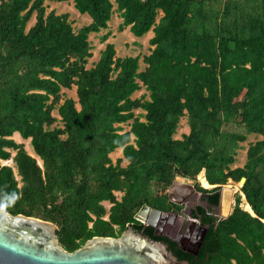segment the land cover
<instances>
[{"label": "trees", "instance_id": "trees-1", "mask_svg": "<svg viewBox=\"0 0 264 264\" xmlns=\"http://www.w3.org/2000/svg\"><path fill=\"white\" fill-rule=\"evenodd\" d=\"M57 2H71L90 23L75 32L67 14L46 13L44 0H0V161L16 171L0 166V211L54 224L68 253L131 226L169 244L178 261L264 264V0ZM114 6L120 32L153 33L143 71L137 57L116 58L112 44L86 67L89 36L107 30ZM73 87L77 101L58 107L62 126L53 127L61 90ZM141 87L148 100L132 99ZM182 118L189 132L174 139ZM15 133L41 165L11 139ZM249 135L262 139L248 146L243 167L231 169ZM118 149L122 158L113 163ZM202 171L203 187L216 186L213 205L228 181L245 179L244 197L236 196L227 219L204 221L210 228L194 257L154 236L134 211H167L174 177L194 180Z\"/></svg>", "mask_w": 264, "mask_h": 264}, {"label": "water", "instance_id": "water-1", "mask_svg": "<svg viewBox=\"0 0 264 264\" xmlns=\"http://www.w3.org/2000/svg\"><path fill=\"white\" fill-rule=\"evenodd\" d=\"M244 182L243 178L239 181L240 188ZM175 184L192 187L195 182L175 176L172 186L167 191L169 199ZM223 190L224 188L221 187V191ZM232 211L233 209L221 216V219H227ZM153 212L157 217H162L161 213ZM249 214L254 217L252 211ZM144 224L155 228L145 220ZM0 264L191 263L178 261L166 245L149 239L131 226H128L117 238L93 237L81 248L68 253L59 245L57 227L54 224L22 215L12 216L0 211Z\"/></svg>", "mask_w": 264, "mask_h": 264}, {"label": "rangeland", "instance_id": "rangeland-1", "mask_svg": "<svg viewBox=\"0 0 264 264\" xmlns=\"http://www.w3.org/2000/svg\"><path fill=\"white\" fill-rule=\"evenodd\" d=\"M44 7L46 13H49L50 11H54L56 15H68V21L71 24L73 30L77 32L80 28L87 26L90 23V18L87 15H80L74 8L73 4L71 2L68 3H61L57 2V0H44ZM114 12L111 15L110 21L108 22V28L107 30L101 31L99 34H91L89 36V41L91 44V54L92 57L88 60L87 69L93 67V65L98 61L100 53L105 48L106 44H112L114 46L116 55V58H126V57H137L139 59V70L143 71L145 65L143 64V58L148 56L151 47L148 44V41L150 38H152L153 33L150 31L146 35H144L141 38L134 37L128 28H124L122 32H120L119 27L122 23V20L120 18V15L118 12L115 11V6L113 7ZM35 22V17L31 18L30 22L28 23V28L33 26ZM109 33V38L106 42L101 43L100 38L101 36ZM76 89L73 87L71 90H61V101L59 105L56 107V109L52 112V116L57 120V122L53 125V127H61L62 124L60 122V117L58 115V107L63 104L65 100H72L74 102L77 101L76 98ZM144 95L145 99L148 100L147 93L145 92L144 88L141 87L140 91L133 94L132 99H138ZM78 107V106H77ZM135 116H140L143 113L139 110L134 112ZM121 131L127 132L129 130L128 125H120L119 126ZM189 132V125L187 118H182L180 120L178 129L174 135V139H181L182 135H187ZM15 143L22 144L24 146V149L26 153L31 156L32 158H35L38 161V164L41 165L38 158H36L33 154L32 148L29 144V140H23L18 133H15L11 138ZM262 138L255 135H249L247 136V140L245 143L238 144L237 150H236V156H235V163L230 166L231 169L234 168H241L246 162V150L250 144H253ZM11 158L14 157L15 153L10 151ZM110 159L114 163L117 159L122 158L121 149L115 150L112 154H110ZM127 165V162L123 159L121 166L125 167ZM0 166H7L11 167L13 169L14 174H16V171L14 169V165L11 160L3 162L0 161ZM204 172L202 171L197 177L196 181L200 188L205 190H211L206 189L203 187L201 181H200V175ZM18 179V178H17ZM224 190L222 191V196L225 199H229L230 201L234 202V199H236V196H240V186L237 183H233L231 181H228L226 185L222 186ZM183 188V186L180 184H175L173 186V189L171 191V198L174 199V193L177 189ZM168 190V189H167ZM166 190V191H167ZM156 189L154 186H152L151 193L155 194ZM161 193L164 192L163 190H160ZM165 191V192H166ZM174 192V193H173ZM122 194L121 193H115V197L117 200H120ZM241 198V196H240ZM241 202V201H240ZM103 207L108 211L111 207V204L108 202H105L102 204ZM240 207V205H239ZM241 208V207H240Z\"/></svg>", "mask_w": 264, "mask_h": 264}, {"label": "flooded vegetation", "instance_id": "flooded-vegetation-1", "mask_svg": "<svg viewBox=\"0 0 264 264\" xmlns=\"http://www.w3.org/2000/svg\"><path fill=\"white\" fill-rule=\"evenodd\" d=\"M193 181L195 184L192 187L183 186L173 192L174 199L168 197L172 206L167 211L144 206L134 211V219L146 227L150 226L145 225L144 220L150 222L155 226V228L150 227L154 230V236L164 237L168 243L175 246L176 250L197 257L203 250L202 244L210 228V223L204 224V221L208 218L222 220L221 216L234 209L235 199L234 202L225 199L220 190L218 203L213 205L211 200L215 194L212 192L214 188L208 190L209 193L199 192L196 179ZM153 211L161 213L162 217H157ZM156 242L166 245L171 252L169 244Z\"/></svg>", "mask_w": 264, "mask_h": 264}, {"label": "built area", "instance_id": "built-area-1", "mask_svg": "<svg viewBox=\"0 0 264 264\" xmlns=\"http://www.w3.org/2000/svg\"><path fill=\"white\" fill-rule=\"evenodd\" d=\"M103 220H104V221H107V216H105V217L103 218Z\"/></svg>", "mask_w": 264, "mask_h": 264}, {"label": "bare ground", "instance_id": "bare-ground-1", "mask_svg": "<svg viewBox=\"0 0 264 264\" xmlns=\"http://www.w3.org/2000/svg\"><path fill=\"white\" fill-rule=\"evenodd\" d=\"M173 188V187H172Z\"/></svg>", "mask_w": 264, "mask_h": 264}]
</instances>
